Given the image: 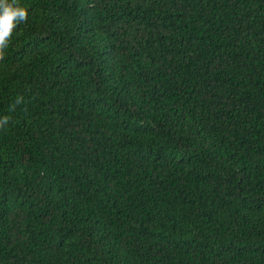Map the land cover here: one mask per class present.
Instances as JSON below:
<instances>
[{
	"label": "trees",
	"instance_id": "16d2710c",
	"mask_svg": "<svg viewBox=\"0 0 264 264\" xmlns=\"http://www.w3.org/2000/svg\"><path fill=\"white\" fill-rule=\"evenodd\" d=\"M17 3L0 264H264V0Z\"/></svg>",
	"mask_w": 264,
	"mask_h": 264
},
{
	"label": "clouds",
	"instance_id": "9594fccd",
	"mask_svg": "<svg viewBox=\"0 0 264 264\" xmlns=\"http://www.w3.org/2000/svg\"><path fill=\"white\" fill-rule=\"evenodd\" d=\"M27 18V10L17 0H0V48L6 45L17 25Z\"/></svg>",
	"mask_w": 264,
	"mask_h": 264
}]
</instances>
